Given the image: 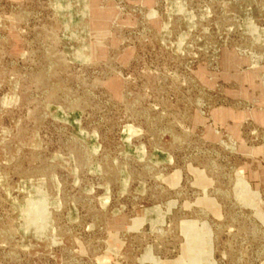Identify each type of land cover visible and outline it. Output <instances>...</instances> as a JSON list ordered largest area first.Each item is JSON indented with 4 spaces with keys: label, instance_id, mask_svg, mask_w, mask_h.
Returning a JSON list of instances; mask_svg holds the SVG:
<instances>
[{
    "label": "rangeland",
    "instance_id": "rangeland-1",
    "mask_svg": "<svg viewBox=\"0 0 264 264\" xmlns=\"http://www.w3.org/2000/svg\"><path fill=\"white\" fill-rule=\"evenodd\" d=\"M0 264H264V0H0Z\"/></svg>",
    "mask_w": 264,
    "mask_h": 264
}]
</instances>
